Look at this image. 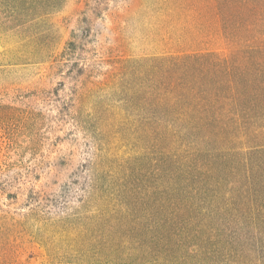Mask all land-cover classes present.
<instances>
[{
	"label": "trees",
	"instance_id": "obj_1",
	"mask_svg": "<svg viewBox=\"0 0 264 264\" xmlns=\"http://www.w3.org/2000/svg\"><path fill=\"white\" fill-rule=\"evenodd\" d=\"M63 1L0 0L4 24ZM217 15L227 55L199 47L123 65L119 125L160 140L162 161L57 204L36 264H264V6L238 0Z\"/></svg>",
	"mask_w": 264,
	"mask_h": 264
},
{
	"label": "rangeland",
	"instance_id": "obj_2",
	"mask_svg": "<svg viewBox=\"0 0 264 264\" xmlns=\"http://www.w3.org/2000/svg\"><path fill=\"white\" fill-rule=\"evenodd\" d=\"M236 1L64 0L43 13L27 4L11 28L0 5V264L40 262L41 218L89 184L157 168L163 143L119 125L123 65L199 47L227 55L217 9Z\"/></svg>",
	"mask_w": 264,
	"mask_h": 264
}]
</instances>
